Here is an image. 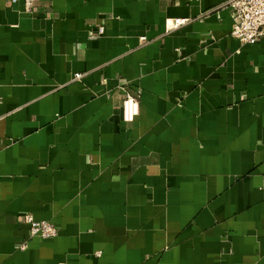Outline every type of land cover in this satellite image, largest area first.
Masks as SVG:
<instances>
[{"label":"crops","instance_id":"0c3cea01","mask_svg":"<svg viewBox=\"0 0 264 264\" xmlns=\"http://www.w3.org/2000/svg\"><path fill=\"white\" fill-rule=\"evenodd\" d=\"M231 24L228 0H0V264H264V38Z\"/></svg>","mask_w":264,"mask_h":264},{"label":"built area","instance_id":"2783aa9c","mask_svg":"<svg viewBox=\"0 0 264 264\" xmlns=\"http://www.w3.org/2000/svg\"><path fill=\"white\" fill-rule=\"evenodd\" d=\"M18 0H6L13 4ZM35 0H23L26 10H29ZM231 9L232 24L230 35L241 43H254L264 38V0H228ZM184 23V19H167V28L177 27ZM96 33L101 35L103 27L98 26ZM140 39H144L141 37ZM80 74H76L78 78ZM123 98L121 102V117L125 123H131L139 112V94L130 88L123 86ZM19 222L28 226L29 237L50 238L58 233L57 227L47 220H37L30 213L17 215ZM24 247V245L22 246Z\"/></svg>","mask_w":264,"mask_h":264}]
</instances>
